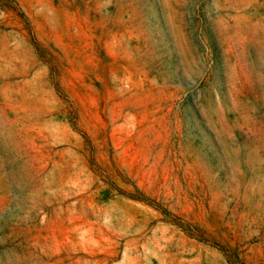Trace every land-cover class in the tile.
<instances>
[{
  "label": "rangeland",
  "instance_id": "rangeland-1",
  "mask_svg": "<svg viewBox=\"0 0 264 264\" xmlns=\"http://www.w3.org/2000/svg\"><path fill=\"white\" fill-rule=\"evenodd\" d=\"M0 264H264V0H0Z\"/></svg>",
  "mask_w": 264,
  "mask_h": 264
}]
</instances>
